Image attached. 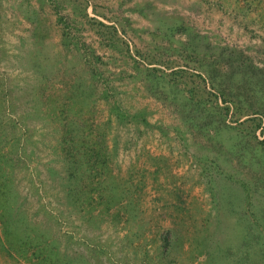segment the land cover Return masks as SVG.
Instances as JSON below:
<instances>
[{"label":"rangeland","instance_id":"rangeland-1","mask_svg":"<svg viewBox=\"0 0 264 264\" xmlns=\"http://www.w3.org/2000/svg\"><path fill=\"white\" fill-rule=\"evenodd\" d=\"M0 264H264V0H0Z\"/></svg>","mask_w":264,"mask_h":264}]
</instances>
